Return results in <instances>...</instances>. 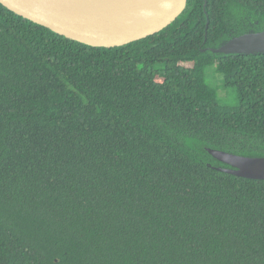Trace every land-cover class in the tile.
Masks as SVG:
<instances>
[{"label": "trees", "instance_id": "1", "mask_svg": "<svg viewBox=\"0 0 264 264\" xmlns=\"http://www.w3.org/2000/svg\"><path fill=\"white\" fill-rule=\"evenodd\" d=\"M264 0H187L167 28L89 47L0 4V264H264ZM214 60L238 106L204 80Z\"/></svg>", "mask_w": 264, "mask_h": 264}, {"label": "water", "instance_id": "2", "mask_svg": "<svg viewBox=\"0 0 264 264\" xmlns=\"http://www.w3.org/2000/svg\"><path fill=\"white\" fill-rule=\"evenodd\" d=\"M99 5V1H95ZM187 0H129L124 9L107 16L88 0H0L14 14L89 47L114 48L145 39L167 28L183 12ZM215 55L264 53V29L236 37ZM230 169L218 171L239 178L264 181V158H248L207 149Z\"/></svg>", "mask_w": 264, "mask_h": 264}, {"label": "rangeland", "instance_id": "3", "mask_svg": "<svg viewBox=\"0 0 264 264\" xmlns=\"http://www.w3.org/2000/svg\"><path fill=\"white\" fill-rule=\"evenodd\" d=\"M206 66L204 71L205 84L211 89L216 96L218 103L222 106L237 107L238 98L236 89L233 87H224L222 76L216 72V64L214 60Z\"/></svg>", "mask_w": 264, "mask_h": 264}, {"label": "bare ground", "instance_id": "4", "mask_svg": "<svg viewBox=\"0 0 264 264\" xmlns=\"http://www.w3.org/2000/svg\"><path fill=\"white\" fill-rule=\"evenodd\" d=\"M93 3L96 7L99 8L107 16H114L115 14L120 13L129 0H88ZM95 1H99V5H96Z\"/></svg>", "mask_w": 264, "mask_h": 264}]
</instances>
